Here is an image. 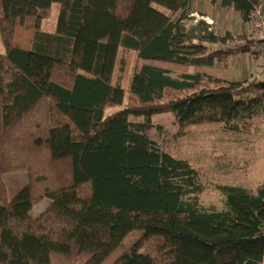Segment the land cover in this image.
I'll return each instance as SVG.
<instances>
[{"label":"trees","instance_id":"1","mask_svg":"<svg viewBox=\"0 0 264 264\" xmlns=\"http://www.w3.org/2000/svg\"><path fill=\"white\" fill-rule=\"evenodd\" d=\"M258 1L209 0L244 21ZM190 5L0 0V264H262L264 183L216 184L221 206L205 207L197 169L148 134L166 112L185 132H239L235 120L264 111V81L194 71L236 53L256 67L262 41L188 24ZM128 95L138 101L106 113ZM15 172L25 184L8 199L3 176Z\"/></svg>","mask_w":264,"mask_h":264},{"label":"rangeland","instance_id":"2","mask_svg":"<svg viewBox=\"0 0 264 264\" xmlns=\"http://www.w3.org/2000/svg\"><path fill=\"white\" fill-rule=\"evenodd\" d=\"M214 5L219 7L216 12L212 8ZM192 7L200 11L193 15L189 14V17L185 19L188 24H195L203 19L211 24L213 31L217 34L229 32L233 37L247 36L261 40L260 44L264 42V29H255L250 20H242L233 9L221 7L219 4L209 6L198 0L191 2L190 8ZM202 12L204 16L201 15ZM4 50L0 34V52ZM250 56H252L250 53L231 54L215 60L208 68L195 67L194 71L206 70L210 75L228 81L247 79L263 82L264 79H261L255 69V58ZM134 63L135 55L131 59V69ZM229 67H231V73L227 78V75L223 73L229 70ZM137 101L136 98L128 95L123 105L112 106L106 109V113ZM235 122L242 129L239 132L219 129H196L185 132L177 126L172 112L153 115L150 119L148 134L157 140L165 151L175 157L186 159L199 172L204 184V191L199 195V200L205 207L219 208L221 206L222 196L216 184L241 185L253 190L264 180V111L250 118H238ZM3 179L5 195L10 199L25 184L26 176L20 172L7 173ZM46 204V199L41 200L34 206L32 214L37 215ZM142 233L141 229L132 230L123 239V245L127 248L132 246L141 239ZM161 240L159 235L152 236L141 243L139 251L149 253Z\"/></svg>","mask_w":264,"mask_h":264},{"label":"built area","instance_id":"3","mask_svg":"<svg viewBox=\"0 0 264 264\" xmlns=\"http://www.w3.org/2000/svg\"><path fill=\"white\" fill-rule=\"evenodd\" d=\"M249 19L253 23L255 29H264V0H259L256 3L250 14ZM258 64H256V71L264 79V42L257 47Z\"/></svg>","mask_w":264,"mask_h":264},{"label":"crops","instance_id":"4","mask_svg":"<svg viewBox=\"0 0 264 264\" xmlns=\"http://www.w3.org/2000/svg\"><path fill=\"white\" fill-rule=\"evenodd\" d=\"M192 1H194V0H191V2ZM200 3H205V4H207V5H209V6H211V3L209 2V0H198ZM209 2V3H208ZM58 8H59V5L57 4V3H54V4H52V6H51V12H50V16L48 17V18H46V19H43L42 20V23H41V29L43 30V31H45V32H49V33H52V32H54V30H55V26H56V17H57V12H58ZM213 9H214V12H216L217 10H219V7L218 6H216V5H214L213 7H212ZM204 9V8H203ZM191 12H190V14L191 15H193V14H195V13H197V12H199L200 11V9H197V8H191V10H190ZM238 16H239V14H238V12H236V11H234ZM0 14H1V6H0ZM203 14V12L201 13V15ZM205 14H203V16H204ZM207 16V15H206ZM212 19H214V18H212ZM215 20V19H214ZM250 57H252V56H250ZM249 57V59L251 60V58ZM209 66H202V68H208ZM230 68L231 67H229L228 69L229 70H226V71H224V73L223 74H225V75H227V78H228V76L230 75ZM202 71H204V72H207V73H209L208 71H206V70H202ZM222 76H224V75H222ZM225 77V76H224ZM222 79V78H221ZM227 80V79H226ZM258 151V150H257ZM264 151V150H263ZM259 152V151H258ZM260 183H264V180L263 181H261Z\"/></svg>","mask_w":264,"mask_h":264},{"label":"water","instance_id":"5","mask_svg":"<svg viewBox=\"0 0 264 264\" xmlns=\"http://www.w3.org/2000/svg\"><path fill=\"white\" fill-rule=\"evenodd\" d=\"M262 87H264V83H262Z\"/></svg>","mask_w":264,"mask_h":264}]
</instances>
